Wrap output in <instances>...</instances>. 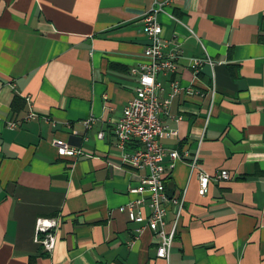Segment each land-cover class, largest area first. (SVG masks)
I'll use <instances>...</instances> for the list:
<instances>
[{
  "label": "crops",
  "instance_id": "obj_1",
  "mask_svg": "<svg viewBox=\"0 0 264 264\" xmlns=\"http://www.w3.org/2000/svg\"><path fill=\"white\" fill-rule=\"evenodd\" d=\"M159 6L166 52L179 54L158 76L171 99L159 143L182 156L165 179L183 200L177 223L168 206L167 260L148 194L130 192L149 171L123 162L115 134ZM56 142L79 154L59 156ZM41 221L55 225L51 252ZM0 264H264V0H0Z\"/></svg>",
  "mask_w": 264,
  "mask_h": 264
},
{
  "label": "built area",
  "instance_id": "obj_2",
  "mask_svg": "<svg viewBox=\"0 0 264 264\" xmlns=\"http://www.w3.org/2000/svg\"><path fill=\"white\" fill-rule=\"evenodd\" d=\"M161 8L162 6L152 9L144 19V33L149 40L144 55L148 62L131 72L132 76L137 78L135 95L125 107L123 118L116 124L115 134L118 148L123 152V162L135 170L147 169L149 171V175L142 181L143 187L131 189L130 192L140 195L148 194L150 216L146 220L147 227L161 239L157 257L167 260L172 249L175 231L174 229L170 236H167L164 231L168 206L176 210L177 223L183 212V200L169 198L166 195L165 179L167 173L173 170L175 162L181 160L182 156L176 151L167 152L159 143V138L164 133L160 116L167 114L171 99L160 101L159 93L162 91V84L158 81V76L174 74L177 71L179 60L177 51L166 52L169 45L162 37L163 28L157 20ZM202 63L203 61H194L192 68L197 69ZM172 90L173 96L179 92L177 83L172 84ZM35 118L36 115L31 113L27 119ZM91 124L92 120L84 123L86 128H90ZM168 135L174 137L176 134L169 132ZM98 137L102 139L103 134H99ZM133 144L138 146V149L132 153L127 152V146ZM55 145L61 157H74L79 154L62 142H56ZM166 158L170 159L168 166L165 164ZM190 166L192 170L199 168L198 156L193 159ZM216 179L227 181L230 175L223 171L216 176ZM210 182L211 176L200 173V196L208 193ZM125 209L128 210L131 222H144L145 219L142 216L134 213L132 204ZM53 228H55L54 224L44 221L40 222L38 228L39 232L45 233V239L41 243L48 252H51L54 247V238L49 233ZM140 232L141 230H138V233Z\"/></svg>",
  "mask_w": 264,
  "mask_h": 264
}]
</instances>
